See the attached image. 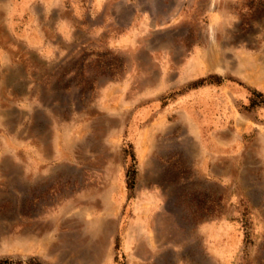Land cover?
<instances>
[{
    "label": "rangeland",
    "instance_id": "rangeland-1",
    "mask_svg": "<svg viewBox=\"0 0 264 264\" xmlns=\"http://www.w3.org/2000/svg\"><path fill=\"white\" fill-rule=\"evenodd\" d=\"M245 1L0 0V262L264 264Z\"/></svg>",
    "mask_w": 264,
    "mask_h": 264
},
{
    "label": "trees",
    "instance_id": "trees-1",
    "mask_svg": "<svg viewBox=\"0 0 264 264\" xmlns=\"http://www.w3.org/2000/svg\"><path fill=\"white\" fill-rule=\"evenodd\" d=\"M245 9H246V15L245 18L248 20H255L260 18L261 16L264 15V0H246L245 1V5H244ZM211 79H214L217 83L219 82V78L218 77H211ZM203 80H199L197 82H194L191 87H194L195 85H198L200 83H202ZM251 97L249 99V103H248V108H254V107H262L264 108V99L261 96L260 93L256 92L255 90H249ZM259 98L260 100H256V98ZM133 171L129 170L127 172V188L131 189L132 184H133ZM0 264H5L4 262H0Z\"/></svg>",
    "mask_w": 264,
    "mask_h": 264
}]
</instances>
